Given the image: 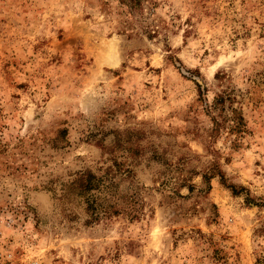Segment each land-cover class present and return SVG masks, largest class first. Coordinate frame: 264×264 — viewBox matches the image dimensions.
<instances>
[{"label":"rangeland","instance_id":"1","mask_svg":"<svg viewBox=\"0 0 264 264\" xmlns=\"http://www.w3.org/2000/svg\"><path fill=\"white\" fill-rule=\"evenodd\" d=\"M0 264H264V0H0Z\"/></svg>","mask_w":264,"mask_h":264},{"label":"trees","instance_id":"2","mask_svg":"<svg viewBox=\"0 0 264 264\" xmlns=\"http://www.w3.org/2000/svg\"><path fill=\"white\" fill-rule=\"evenodd\" d=\"M141 0H128L129 6H136L140 3ZM149 32V31H147ZM198 85V84H197ZM229 100V95L222 92L216 95L211 104L209 105L208 109L216 111V116H219L220 119L219 121H216L213 116H212V123L213 125V131H217L218 127L224 126L226 122H230L228 125V129H232L235 131L241 130L240 126L243 125L242 123V117L240 112L231 109L230 114L228 116V113L225 112L224 109V102ZM227 124V123H226ZM85 180V181H84ZM83 180V183H80L79 180L76 183V189H79L80 191L78 192L79 194L82 193L83 191L89 190L95 186H97V182L94 180V178L90 175L87 174L86 178Z\"/></svg>","mask_w":264,"mask_h":264}]
</instances>
